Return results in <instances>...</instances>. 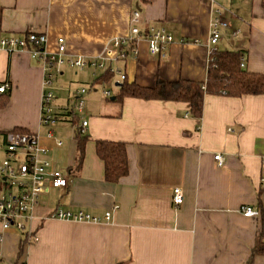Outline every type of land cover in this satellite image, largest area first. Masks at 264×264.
I'll return each instance as SVG.
<instances>
[{
  "label": "crops",
  "instance_id": "1",
  "mask_svg": "<svg viewBox=\"0 0 264 264\" xmlns=\"http://www.w3.org/2000/svg\"><path fill=\"white\" fill-rule=\"evenodd\" d=\"M216 4L227 9L229 27L215 47L208 34ZM134 11L139 29L164 27L174 41L160 58L149 53L145 38L138 39L135 54L114 64L127 81L141 86H151L156 77L203 81L214 49L241 51L247 70L264 73L261 0H0V39L44 33L49 52H56L62 37L65 56L91 58L112 38L128 35ZM106 72L60 66L52 85L57 119L44 125L42 60L27 50L0 47V83L10 87L0 108V132L21 127L35 133L48 170L68 175L65 188L38 199L32 222L37 241L27 242L0 224V264H264V255L247 263L256 238L264 237V95H205L196 119L182 101L106 98L103 90L114 96L122 82L116 73L109 82L95 81ZM82 87L84 110L71 112L66 107ZM73 117L77 124L87 121L78 170ZM97 140L125 143L128 172L115 183L104 180ZM216 153L224 157L222 166ZM173 187L183 192L178 206L171 200ZM244 205L259 215L244 217ZM57 206L101 221L49 217Z\"/></svg>",
  "mask_w": 264,
  "mask_h": 264
},
{
  "label": "built area",
  "instance_id": "2",
  "mask_svg": "<svg viewBox=\"0 0 264 264\" xmlns=\"http://www.w3.org/2000/svg\"><path fill=\"white\" fill-rule=\"evenodd\" d=\"M227 9L216 4L210 20L208 43L215 46L221 37L222 30L229 27V22L225 18ZM139 13L134 11L130 18V29L126 36L112 38L110 43L97 56L86 58L81 56H65L66 46L62 37L57 38V50L55 53L46 50L47 36L44 33L27 32L19 37L8 36L0 39V47L8 50H27L33 57L42 60L43 82L40 106V122L50 125L57 119L54 110V93L52 89L56 72L62 65L73 68L92 67L94 69L106 70L111 74L119 75V81L125 79L121 70L115 67V63L123 61L129 54H135V43L140 38H145L149 53L160 58L166 56L169 44L174 41L173 34L164 27H149L141 30L138 27ZM233 31V36L237 35ZM215 50V49H214ZM213 50L209 52L211 54ZM210 56V55H209ZM242 67L244 59L241 58ZM9 84L0 83V93L9 89ZM86 88L82 87L76 91L73 100L66 107L71 112L81 113L85 107L83 95ZM106 98L111 97V91L103 90ZM87 121L84 119L76 126L84 132ZM47 137L52 138V132H47ZM4 159L0 163V224L2 230L14 228L19 231L27 240L37 241V236L32 227L34 220V208L41 195H49L54 190L65 188L68 182V175L59 169L48 170L49 160L46 150L38 143L35 133H24L8 131L4 134ZM60 145L61 141L56 140ZM214 160L218 166L224 163L221 153L214 154ZM261 181L264 182V166ZM172 203L176 206L183 202V192L179 187L172 189ZM240 213L244 217H255L259 215V210L255 207L244 205L240 208ZM110 211L104 213L103 219L108 221ZM49 217L72 221L100 222L101 218L92 216L84 210H65L57 206ZM0 236V241H1ZM24 264V263H23Z\"/></svg>",
  "mask_w": 264,
  "mask_h": 264
},
{
  "label": "trees",
  "instance_id": "3",
  "mask_svg": "<svg viewBox=\"0 0 264 264\" xmlns=\"http://www.w3.org/2000/svg\"><path fill=\"white\" fill-rule=\"evenodd\" d=\"M264 7V0H261ZM241 51L215 49L211 52L203 81L179 78L165 80L156 77L151 86H141L135 81L124 79L117 87L114 100L121 101L125 97L142 99L182 101L188 104L189 114L200 119L203 111L205 95H225L241 97L243 95H264V73H253L242 67ZM112 74L102 73L95 81L109 82ZM0 108L7 104L9 91L0 93ZM73 124H77V117H73ZM8 131L28 133L24 128L15 127ZM6 131V132H8ZM74 138L76 140L75 169H79L85 153V143L88 136L75 125ZM6 132H0L4 136ZM4 145V142H2ZM125 143L121 141L97 140L95 152L104 166V180L109 183L117 182L128 172V161ZM256 255H264V237L260 234L251 249L247 263Z\"/></svg>",
  "mask_w": 264,
  "mask_h": 264
},
{
  "label": "rangeland",
  "instance_id": "4",
  "mask_svg": "<svg viewBox=\"0 0 264 264\" xmlns=\"http://www.w3.org/2000/svg\"><path fill=\"white\" fill-rule=\"evenodd\" d=\"M114 86H112V88H113ZM98 88H100V87H98ZM114 90H115V88H113ZM4 149H5V147H4V145H3V143H2V141H1V139H0V163L2 162V160L4 159ZM51 196H52V193H50L49 195H48V197L49 198H51Z\"/></svg>",
  "mask_w": 264,
  "mask_h": 264
},
{
  "label": "water",
  "instance_id": "5",
  "mask_svg": "<svg viewBox=\"0 0 264 264\" xmlns=\"http://www.w3.org/2000/svg\"><path fill=\"white\" fill-rule=\"evenodd\" d=\"M110 99H111V100H114V96H111Z\"/></svg>",
  "mask_w": 264,
  "mask_h": 264
}]
</instances>
